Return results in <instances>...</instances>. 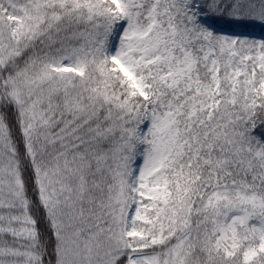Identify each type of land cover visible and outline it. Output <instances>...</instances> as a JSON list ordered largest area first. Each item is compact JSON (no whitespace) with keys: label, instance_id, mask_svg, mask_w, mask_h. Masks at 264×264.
<instances>
[{"label":"snow or ice","instance_id":"1","mask_svg":"<svg viewBox=\"0 0 264 264\" xmlns=\"http://www.w3.org/2000/svg\"><path fill=\"white\" fill-rule=\"evenodd\" d=\"M0 264H264V0H0Z\"/></svg>","mask_w":264,"mask_h":264}]
</instances>
